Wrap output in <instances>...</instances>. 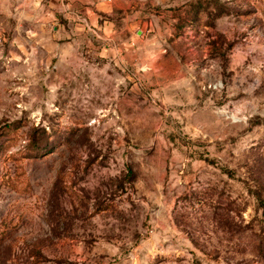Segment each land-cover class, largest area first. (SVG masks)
<instances>
[{
  "label": "rangeland",
  "instance_id": "obj_1",
  "mask_svg": "<svg viewBox=\"0 0 264 264\" xmlns=\"http://www.w3.org/2000/svg\"><path fill=\"white\" fill-rule=\"evenodd\" d=\"M109 2L117 57L0 0V264H264V0Z\"/></svg>",
  "mask_w": 264,
  "mask_h": 264
},
{
  "label": "crops",
  "instance_id": "obj_2",
  "mask_svg": "<svg viewBox=\"0 0 264 264\" xmlns=\"http://www.w3.org/2000/svg\"><path fill=\"white\" fill-rule=\"evenodd\" d=\"M109 1L17 0L16 8L30 18L29 31L43 40L46 50L53 55L68 50L117 57L129 47L119 45L116 40L133 28L137 33L141 28L144 36L143 19L127 21L130 16L127 8ZM119 16L124 20H118Z\"/></svg>",
  "mask_w": 264,
  "mask_h": 264
}]
</instances>
